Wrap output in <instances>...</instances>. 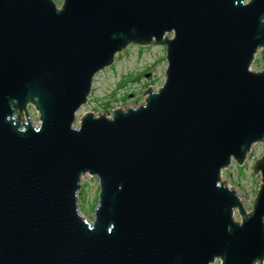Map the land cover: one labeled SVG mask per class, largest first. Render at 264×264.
<instances>
[{"label":"water","instance_id":"1","mask_svg":"<svg viewBox=\"0 0 264 264\" xmlns=\"http://www.w3.org/2000/svg\"><path fill=\"white\" fill-rule=\"evenodd\" d=\"M50 3L0 0V264L262 262L264 150L250 211L221 172L264 146V68L251 69L264 0ZM152 44L165 47L161 86L70 131L95 75ZM86 174L98 182L91 220L78 208Z\"/></svg>","mask_w":264,"mask_h":264},{"label":"rangeland","instance_id":"2","mask_svg":"<svg viewBox=\"0 0 264 264\" xmlns=\"http://www.w3.org/2000/svg\"><path fill=\"white\" fill-rule=\"evenodd\" d=\"M59 6L62 0H54ZM165 47L161 44L148 46L130 45L117 54L114 62L99 71L85 104L77 112V118L86 113L109 115L115 108L135 107L143 103L147 89L156 90L164 81L166 68ZM264 68V49L257 51L251 69ZM145 92V93H144ZM30 120L37 124V115L32 106L28 107ZM261 143L254 144L245 161L238 165L232 161L222 170L221 178L238 194L244 208L250 211L260 184L259 175L252 171L253 162L263 153ZM98 199L97 179L84 175L78 193V208L83 216L92 219ZM238 216L235 213V217ZM213 264H219L216 260Z\"/></svg>","mask_w":264,"mask_h":264},{"label":"clouds","instance_id":"3","mask_svg":"<svg viewBox=\"0 0 264 264\" xmlns=\"http://www.w3.org/2000/svg\"><path fill=\"white\" fill-rule=\"evenodd\" d=\"M250 2H251V0H243V3H245V4L250 3ZM49 3H50V0H49ZM233 5L234 6L236 5V0H233ZM63 9H64V7L61 8V7L57 6V8H55L54 11H56L57 13H59V12H62ZM261 19H264V16H262ZM167 30H172L175 33V36H176V29L175 28H167V29H165L163 31H167ZM175 36H174V39H175ZM7 116L8 115L5 116V121L6 122L8 121ZM105 120L111 122V121L114 120V117L113 116H108V117L105 118ZM42 127H43V121L41 122V126L40 127H38V128H31V129L34 132L38 133L42 129ZM68 128H69L70 131L76 132V133H79L81 131V129H82V127H77L75 124L71 125ZM16 131L18 133L23 134V133H25L27 131V129L26 128L17 127L16 128ZM121 189H122V185H117V190L119 191ZM236 221H240V217L239 216H236ZM84 223L87 225V227H88L89 230H93V228H94V224L93 223H90L88 221H85ZM260 223H261V225H264V216H261L260 217ZM235 225L242 226L243 225V222L237 223ZM112 228H114V224L109 223L108 228H107V230H108L109 233L111 232ZM225 230L226 231H231V227L230 226H226Z\"/></svg>","mask_w":264,"mask_h":264},{"label":"flooded vegetation","instance_id":"4","mask_svg":"<svg viewBox=\"0 0 264 264\" xmlns=\"http://www.w3.org/2000/svg\"><path fill=\"white\" fill-rule=\"evenodd\" d=\"M256 55V54H255ZM257 264H264V260L262 261V262H260V263H257Z\"/></svg>","mask_w":264,"mask_h":264}]
</instances>
